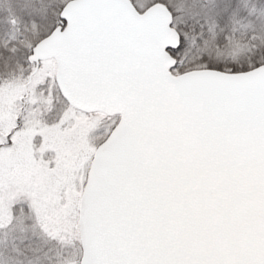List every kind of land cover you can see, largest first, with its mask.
Masks as SVG:
<instances>
[{"label":"snow or ice","instance_id":"snow-or-ice-1","mask_svg":"<svg viewBox=\"0 0 264 264\" xmlns=\"http://www.w3.org/2000/svg\"><path fill=\"white\" fill-rule=\"evenodd\" d=\"M0 264H264V0H0Z\"/></svg>","mask_w":264,"mask_h":264}]
</instances>
